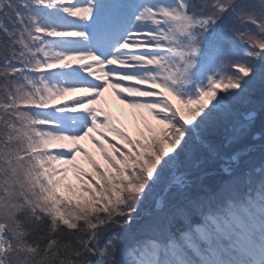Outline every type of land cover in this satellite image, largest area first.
Returning <instances> with one entry per match:
<instances>
[{
    "label": "snow or ice",
    "instance_id": "snow-or-ice-1",
    "mask_svg": "<svg viewBox=\"0 0 264 264\" xmlns=\"http://www.w3.org/2000/svg\"><path fill=\"white\" fill-rule=\"evenodd\" d=\"M0 264H264V0H0Z\"/></svg>",
    "mask_w": 264,
    "mask_h": 264
},
{
    "label": "rangeland",
    "instance_id": "rangeland-1",
    "mask_svg": "<svg viewBox=\"0 0 264 264\" xmlns=\"http://www.w3.org/2000/svg\"><path fill=\"white\" fill-rule=\"evenodd\" d=\"M132 133L131 134H137L136 132H138L139 130L138 129H135L133 126H132Z\"/></svg>",
    "mask_w": 264,
    "mask_h": 264
}]
</instances>
